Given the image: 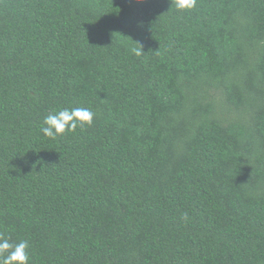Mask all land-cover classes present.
<instances>
[{
	"label": "trees",
	"instance_id": "obj_1",
	"mask_svg": "<svg viewBox=\"0 0 264 264\" xmlns=\"http://www.w3.org/2000/svg\"><path fill=\"white\" fill-rule=\"evenodd\" d=\"M66 107L92 125L44 137ZM0 233L31 264H264V0H0Z\"/></svg>",
	"mask_w": 264,
	"mask_h": 264
},
{
	"label": "clouds",
	"instance_id": "obj_2",
	"mask_svg": "<svg viewBox=\"0 0 264 264\" xmlns=\"http://www.w3.org/2000/svg\"><path fill=\"white\" fill-rule=\"evenodd\" d=\"M178 11H191L197 6V0H171ZM132 49V54L139 57L144 54L142 45ZM96 113L85 107H66L46 115L40 127L44 137L55 140L67 132H74L77 127L91 126ZM186 218V217H185ZM29 243L20 240L13 243L10 237L0 233V264H31Z\"/></svg>",
	"mask_w": 264,
	"mask_h": 264
}]
</instances>
